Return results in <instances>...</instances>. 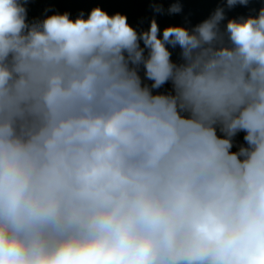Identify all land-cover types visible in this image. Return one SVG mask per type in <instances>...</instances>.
<instances>
[{"label":"clouds","instance_id":"clouds-1","mask_svg":"<svg viewBox=\"0 0 264 264\" xmlns=\"http://www.w3.org/2000/svg\"><path fill=\"white\" fill-rule=\"evenodd\" d=\"M27 2L0 0V264H264V8L226 44L222 8L161 40Z\"/></svg>","mask_w":264,"mask_h":264},{"label":"trees","instance_id":"trees-1","mask_svg":"<svg viewBox=\"0 0 264 264\" xmlns=\"http://www.w3.org/2000/svg\"><path fill=\"white\" fill-rule=\"evenodd\" d=\"M23 3V0H20ZM177 0H28L23 6L27 10L26 23L31 26L40 24L44 19L51 15L68 13L71 20L78 18L83 13V18L87 19L93 8L99 7L110 16L120 13L127 17L128 23L137 33H142L150 29L153 19L156 20L159 27L158 38L163 39V30L169 26L184 27L191 31L196 25L209 19L217 8L224 10V20L220 22L219 28L224 33V41L227 44L226 25L229 20L241 21L249 17L257 18L259 12L264 8V0H249L247 5L237 4L229 8L226 0H179L182 11L176 14H170L168 9ZM160 7L162 12H156L154 9ZM144 47L143 42H140ZM172 53V61L181 63V49L179 46L172 48L166 45ZM145 57L148 55V49H145ZM140 75L144 72L141 66ZM145 83H151L145 81ZM171 91V85H165L161 92ZM217 135L223 137L224 134L217 129ZM245 132H239L233 138L232 152H236L240 145H245ZM246 146V145H245Z\"/></svg>","mask_w":264,"mask_h":264}]
</instances>
